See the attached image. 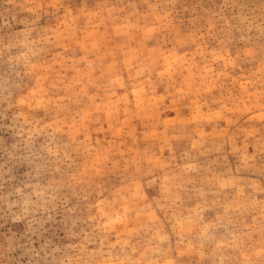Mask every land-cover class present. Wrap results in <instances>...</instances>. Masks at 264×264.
Instances as JSON below:
<instances>
[{
    "label": "rangeland",
    "instance_id": "rangeland-1",
    "mask_svg": "<svg viewBox=\"0 0 264 264\" xmlns=\"http://www.w3.org/2000/svg\"><path fill=\"white\" fill-rule=\"evenodd\" d=\"M0 264H264V0H0Z\"/></svg>",
    "mask_w": 264,
    "mask_h": 264
}]
</instances>
